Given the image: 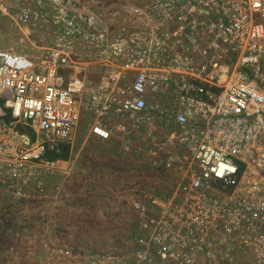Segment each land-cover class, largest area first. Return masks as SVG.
<instances>
[{
	"label": "built area",
	"instance_id": "1",
	"mask_svg": "<svg viewBox=\"0 0 264 264\" xmlns=\"http://www.w3.org/2000/svg\"><path fill=\"white\" fill-rule=\"evenodd\" d=\"M91 1L36 0L12 17L37 29L40 54L0 50V164L74 172L76 157L45 156L83 112L102 140L159 125L150 159L176 176L170 195L132 201L140 235L86 264L229 263L236 245L264 264V0H148L132 18Z\"/></svg>",
	"mask_w": 264,
	"mask_h": 264
},
{
	"label": "rangeland",
	"instance_id": "2",
	"mask_svg": "<svg viewBox=\"0 0 264 264\" xmlns=\"http://www.w3.org/2000/svg\"><path fill=\"white\" fill-rule=\"evenodd\" d=\"M35 1L2 0L8 15L0 11V50L39 56L40 50L33 46L41 37L37 29L12 18L24 8L34 9ZM79 1L94 5L91 0ZM102 1L128 18L142 12L148 2ZM45 44H50L47 38ZM91 123L83 112L67 147V158L76 157L78 162L67 176H50L45 170L40 176L39 169L14 172L0 164V264H86L87 256L97 257L108 247L126 251L140 235L132 201L147 192L161 199L170 195L176 176L153 168L150 159L151 152L162 150L166 130L139 125L102 140L90 131ZM47 154L48 160L56 158ZM38 181L48 191L45 199L37 194ZM9 186H22L29 196L16 198ZM231 256V262L218 264H246L247 255L237 245Z\"/></svg>",
	"mask_w": 264,
	"mask_h": 264
},
{
	"label": "trees",
	"instance_id": "3",
	"mask_svg": "<svg viewBox=\"0 0 264 264\" xmlns=\"http://www.w3.org/2000/svg\"><path fill=\"white\" fill-rule=\"evenodd\" d=\"M67 150H68L67 147H62L61 150H60V153L59 154H54V155H55V157H59V158H62V159H66L67 158ZM50 154L51 153L49 152L47 155H50Z\"/></svg>",
	"mask_w": 264,
	"mask_h": 264
}]
</instances>
